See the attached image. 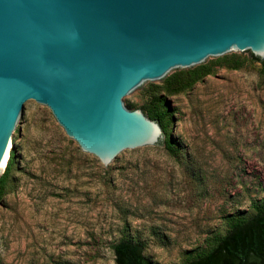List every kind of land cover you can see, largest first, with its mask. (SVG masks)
<instances>
[{"label":"rangeland","instance_id":"obj_1","mask_svg":"<svg viewBox=\"0 0 264 264\" xmlns=\"http://www.w3.org/2000/svg\"><path fill=\"white\" fill-rule=\"evenodd\" d=\"M207 67L181 92L149 86L127 105L144 114L164 96L182 158L150 147L110 171L30 104L0 193V264H116L120 241L150 264H185L264 208L262 66L248 54Z\"/></svg>","mask_w":264,"mask_h":264},{"label":"water","instance_id":"obj_2","mask_svg":"<svg viewBox=\"0 0 264 264\" xmlns=\"http://www.w3.org/2000/svg\"><path fill=\"white\" fill-rule=\"evenodd\" d=\"M248 54L264 61V0H0V176L30 104L112 171L160 148L127 107L146 88Z\"/></svg>","mask_w":264,"mask_h":264},{"label":"trees","instance_id":"obj_3","mask_svg":"<svg viewBox=\"0 0 264 264\" xmlns=\"http://www.w3.org/2000/svg\"><path fill=\"white\" fill-rule=\"evenodd\" d=\"M250 56L253 61L261 64L264 73V61L252 54ZM187 72L188 75L185 79L177 75L164 80L162 92L167 95L181 92L192 83L211 74V70L204 65H198ZM151 105L144 115L158 123L164 137L156 145L163 146L171 155L182 158L181 149L172 140L164 136L166 125L172 115L165 97L155 95ZM13 159L14 152L12 151L9 162H7L3 174L0 176V193L13 165ZM260 249H264V208L258 209L255 214L246 219L231 221L226 235L213 240L205 253L185 264H245V257L248 254H260ZM112 251L116 264H150L142 255V249L138 244L120 241L113 246Z\"/></svg>","mask_w":264,"mask_h":264},{"label":"flooded vegetation","instance_id":"obj_4","mask_svg":"<svg viewBox=\"0 0 264 264\" xmlns=\"http://www.w3.org/2000/svg\"><path fill=\"white\" fill-rule=\"evenodd\" d=\"M226 233H224L222 236L226 235ZM245 260H246L245 264H264V249H260V254L258 255L248 254L245 257Z\"/></svg>","mask_w":264,"mask_h":264}]
</instances>
